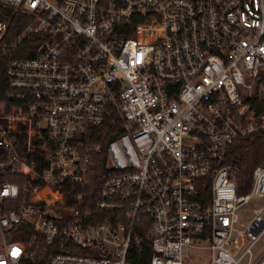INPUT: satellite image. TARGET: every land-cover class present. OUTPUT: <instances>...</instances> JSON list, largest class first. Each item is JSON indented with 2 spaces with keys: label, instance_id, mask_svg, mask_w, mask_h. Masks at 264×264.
Returning a JSON list of instances; mask_svg holds the SVG:
<instances>
[{
  "label": "built area",
  "instance_id": "obj_1",
  "mask_svg": "<svg viewBox=\"0 0 264 264\" xmlns=\"http://www.w3.org/2000/svg\"><path fill=\"white\" fill-rule=\"evenodd\" d=\"M14 52L0 264H251L264 207L239 210L264 201V152L243 195L224 162L264 130V0H0Z\"/></svg>",
  "mask_w": 264,
  "mask_h": 264
},
{
  "label": "trees",
  "instance_id": "obj_2",
  "mask_svg": "<svg viewBox=\"0 0 264 264\" xmlns=\"http://www.w3.org/2000/svg\"><path fill=\"white\" fill-rule=\"evenodd\" d=\"M10 13H4V16L1 17L5 19L9 17ZM24 29V25L15 26L10 24V33L18 34ZM21 54L9 53L6 56H0V102H4L6 100V96L9 92L8 81L5 75V65L6 63L13 57H20ZM108 121H111L109 119ZM112 122H115L114 126H110V123L106 122L102 126L91 127V136L92 143L99 144L102 148H104L105 143L110 140L114 133L119 131H115L119 129L118 121L116 120V116L112 117ZM1 151V148H0ZM263 152H264V130L258 132L257 134L242 138L237 140L234 145L228 150L224 165H233L238 171L235 176L236 185H237V194L243 195L247 193L250 189L251 184V173L253 169L262 162L263 160ZM103 152L98 153L96 156V161L98 164L95 168V173H97V178L95 179V184L98 182L100 176L104 175L103 164ZM3 182H11V183H20L19 178H15L10 174H0V184ZM148 244L142 246L138 253L141 256H148L150 249ZM130 253H135L134 248L130 249Z\"/></svg>",
  "mask_w": 264,
  "mask_h": 264
},
{
  "label": "rangeland",
  "instance_id": "obj_3",
  "mask_svg": "<svg viewBox=\"0 0 264 264\" xmlns=\"http://www.w3.org/2000/svg\"><path fill=\"white\" fill-rule=\"evenodd\" d=\"M256 207H264L263 200H254L252 205L243 207L239 210V215L243 223H248L250 221L251 209ZM248 244V243H247ZM3 246V237L0 232V251ZM252 261L251 264H259L264 257V235L255 243L252 248ZM239 264H247L246 258L243 259Z\"/></svg>",
  "mask_w": 264,
  "mask_h": 264
}]
</instances>
